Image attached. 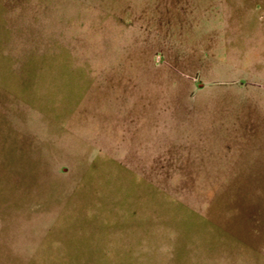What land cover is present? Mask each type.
Listing matches in <instances>:
<instances>
[{
	"label": "rangeland",
	"instance_id": "obj_1",
	"mask_svg": "<svg viewBox=\"0 0 264 264\" xmlns=\"http://www.w3.org/2000/svg\"><path fill=\"white\" fill-rule=\"evenodd\" d=\"M0 264H264V0H0Z\"/></svg>",
	"mask_w": 264,
	"mask_h": 264
}]
</instances>
